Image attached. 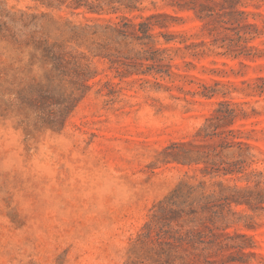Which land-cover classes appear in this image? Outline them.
I'll list each match as a JSON object with an SVG mask.
<instances>
[{"label":"rangeland","instance_id":"obj_1","mask_svg":"<svg viewBox=\"0 0 264 264\" xmlns=\"http://www.w3.org/2000/svg\"><path fill=\"white\" fill-rule=\"evenodd\" d=\"M181 226L264 264V0H0V264Z\"/></svg>","mask_w":264,"mask_h":264},{"label":"trees","instance_id":"obj_2","mask_svg":"<svg viewBox=\"0 0 264 264\" xmlns=\"http://www.w3.org/2000/svg\"><path fill=\"white\" fill-rule=\"evenodd\" d=\"M82 80V87H86L85 73H78ZM160 220L169 221V215L175 214L169 205L160 206ZM156 217V216H155ZM209 235L200 231L185 230L181 226L177 230L162 229L155 232L149 231L147 235L139 239V243L145 250L144 259L150 264H233V256L225 257V252L239 249L227 242L230 237L215 234L209 230ZM241 252L243 248H240ZM244 256V253H243Z\"/></svg>","mask_w":264,"mask_h":264}]
</instances>
